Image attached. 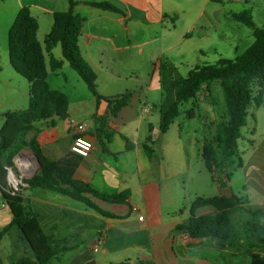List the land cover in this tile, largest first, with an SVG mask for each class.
<instances>
[{
    "label": "crops",
    "instance_id": "1",
    "mask_svg": "<svg viewBox=\"0 0 264 264\" xmlns=\"http://www.w3.org/2000/svg\"><path fill=\"white\" fill-rule=\"evenodd\" d=\"M73 1L76 3L74 14L84 19L80 52L97 76V92L103 99L98 101L92 93H84L79 79L69 71V64L56 55L58 46L51 54L45 51L48 84L52 90L67 96L69 117L36 123L31 137L37 138L48 158L62 160L72 155L70 148L76 127L83 123L94 149L79 164L75 179L103 194L129 191L130 197L125 204H109L88 196L99 209L114 216L106 217L71 197L24 188L23 204L39 214L38 222L44 233L57 240L71 239L73 245H78L61 261L52 258L48 264H226L230 256L231 259L246 256L241 250H218L214 240L197 241L188 247L181 245L182 234L177 233L176 228L191 215L190 208L181 210L185 198L177 180L184 173L185 147L182 143L174 145L179 166L162 152L154 149L149 155L144 148L150 129L156 142L163 136L161 119L179 91L175 81L184 80L198 63L210 65L203 56L205 50L219 53L224 48L237 49L239 25L229 28L226 23L230 20L228 15L234 12L226 10V4L217 0ZM242 1L227 0L230 4ZM91 2L111 4L121 12L93 7ZM211 6L222 7L223 19L209 14ZM22 8H28L38 21L37 38L45 50L53 14L69 11L70 5L68 0H0V20L7 23V29L10 30ZM198 53L202 57L193 56ZM51 56L63 61L61 70H51ZM23 80L13 70L9 59L0 63V130L4 113L29 106L30 85ZM208 92L204 87L196 100L185 104L191 105L188 111L193 110L195 117L202 110L198 100H206L210 96ZM129 93L131 102L113 115L115 99ZM149 107L150 111L145 113ZM206 112L208 118L204 125L217 124L214 109L209 107ZM214 135L215 132L207 140ZM258 154L264 166V142L259 151L254 149L255 157ZM26 157V163L34 166V158ZM256 168L262 172L255 164H245L242 169L251 170L249 177L254 176V183L264 199V174L258 171L252 175ZM214 184L217 186L215 194L198 197L223 195L219 185ZM238 197L244 199L245 208L252 210L248 197ZM261 205L264 208V204ZM216 212L215 208L205 207L196 214L205 216ZM140 216L144 217L143 221ZM12 219L0 189V236ZM13 228L2 236L0 247ZM19 240L26 242L21 235ZM99 241L100 247L94 250ZM27 259L35 261L33 252ZM21 260L23 258L12 264Z\"/></svg>",
    "mask_w": 264,
    "mask_h": 264
},
{
    "label": "trees",
    "instance_id": "2",
    "mask_svg": "<svg viewBox=\"0 0 264 264\" xmlns=\"http://www.w3.org/2000/svg\"><path fill=\"white\" fill-rule=\"evenodd\" d=\"M68 1L69 11L53 14L52 29L45 38V50L37 38L39 23L28 8L20 10L9 31L10 65L30 85L28 108L4 113V124L0 130V189L13 215L0 240L5 233L16 227L21 232L22 239L29 244L35 259L32 261L26 258L16 264H48L52 258L61 261L67 253L78 248L77 244H72L71 239L57 240L45 234L38 222L39 214L30 206H24L22 190L15 191L11 188L7 168L16 171L14 159L22 151L30 150L41 164V169L35 176L24 180L29 189H42L71 197L106 217L114 216L99 209L88 196L109 204H125L130 197L129 191L103 194L89 184L75 179L76 170L83 160L81 157L70 155L62 160H51L44 154L37 138L31 137L36 123L69 117L67 96L52 90L48 84L45 51L51 54L54 48L60 46L63 60L79 75L98 101L103 99L97 92V76L79 48L84 19L74 14L76 3ZM90 5L121 12L107 3L91 2ZM228 18L252 30L253 44L234 60L221 59L216 65L198 66L184 80L175 81L179 88L176 100L160 122V133L164 135L180 115L181 107L196 100L204 87L209 91L213 82L221 83L228 118L217 124L214 137L203 143L201 158L212 181L222 190L229 188L234 173L244 166L238 141L243 137L242 129L247 124L249 111L253 106L264 105V27L257 26L248 11L230 13ZM62 65L63 61L51 56L50 68L53 72L61 70ZM131 98L130 93L116 98L112 114L116 115L126 107ZM107 101L112 103L111 100ZM188 118H195L193 110L188 111ZM156 144L150 129L144 144L149 155L154 153ZM244 204V199L234 194L197 197L191 204L190 218L178 225L176 231L179 234H189L196 241L214 240L218 250H241L249 259V264H264V208L253 211L245 208ZM205 207L215 208L217 212L197 216V210ZM236 209L244 211L249 218L244 226L242 239L233 241L235 226L231 213Z\"/></svg>",
    "mask_w": 264,
    "mask_h": 264
},
{
    "label": "rangeland",
    "instance_id": "3",
    "mask_svg": "<svg viewBox=\"0 0 264 264\" xmlns=\"http://www.w3.org/2000/svg\"><path fill=\"white\" fill-rule=\"evenodd\" d=\"M217 2H224L226 4V10H231L234 13H240L243 11H248L252 14L255 24L259 27H264V0H247L242 1L237 4H230L227 0H217ZM218 9L214 11L212 9ZM195 12V9L192 10ZM209 14H215V16L222 17L223 10L222 7L218 8L216 6H211L208 10ZM229 12V11H225ZM229 20L226 22L228 27L239 25L237 41V49L224 48L219 53L214 51L203 52V56L207 59V63L210 65L218 64L219 59H230L234 60L241 54H243L254 42V37L252 30L243 24ZM7 23L1 19L0 20V63L9 59V29L6 28ZM227 26V25H226ZM224 26L223 28H225ZM235 34H237L236 28H233ZM58 57H62L61 47L58 46L55 51ZM194 57H202L200 53L193 54ZM64 61V60H63ZM166 62L165 57L163 58V63ZM66 65L67 62L64 61ZM204 63H198L201 66ZM69 71L74 73L76 79H79L84 93L89 95L91 92L88 90L86 84L80 80L79 75L68 65ZM23 78V77H22ZM24 79V78H23ZM63 79L61 78V81ZM27 81V80H23ZM26 83V82H24ZM256 90V88H254ZM70 92V91H69ZM210 96H207L206 100L199 99L198 102L202 107V110L196 115L194 119L188 118V110L191 107L185 105L181 108L180 115L175 120V122L170 126L168 132L161 136L157 141L155 149L160 153L167 155L171 160H175L177 166H179V156L174 155V145L182 143L185 147V157L182 159L185 161L184 173L177 178L180 184V190L185 198L184 205H182L181 210L189 209L192 202L201 194H215L216 184L212 181L210 173L207 171L205 163L201 158V149L205 140L211 137L216 131V125L224 122L228 118L227 107L225 102V97L221 83L215 81L211 84L209 92ZM71 94V93H69ZM72 96V95H71ZM212 107L215 111V116H217V124L205 126L204 123L208 118L206 110ZM205 109V110H204ZM23 110V109H22ZM26 110V109H24ZM242 138L238 141V150L240 157L242 158L244 165H257L262 169V172L255 169L252 173L260 172L264 174V166L258 154L256 157L254 155V149L258 151L263 146L264 142V105L261 107L253 106L249 111V116L247 118V124L242 129ZM196 142V144H194ZM173 148V150H172ZM24 157L16 158V171L15 176L22 177L24 180L30 179L34 173H38L40 170L38 164L35 162V167L30 163H26V155H31L30 150H24L21 152ZM169 154L171 156H169ZM187 158V159H186ZM14 161V163H15ZM19 164L24 165V172ZM30 165V166H29ZM32 168V169H31ZM29 169V170H28ZM202 172V173H201ZM251 170L239 169L236 171L231 179L229 188L223 190L224 194H232L237 196H244L249 198V207L254 211L261 208V204H264V199L262 198L261 190L254 183V176L249 177ZM264 181V178H263ZM7 213V211H6ZM1 215H5L2 214ZM232 220L235 226L233 241L237 238L241 239L244 233V226L248 220V215L242 210H233L231 213ZM1 233V232H0ZM20 232L17 228H13L6 236L3 238V244L0 247V257L1 264H12V262H17L20 259L29 258L32 256V251L27 242L20 241ZM246 261V262H245ZM227 263L230 264H249V260L246 256L242 258L231 259L227 258Z\"/></svg>",
    "mask_w": 264,
    "mask_h": 264
},
{
    "label": "built area",
    "instance_id": "4",
    "mask_svg": "<svg viewBox=\"0 0 264 264\" xmlns=\"http://www.w3.org/2000/svg\"><path fill=\"white\" fill-rule=\"evenodd\" d=\"M149 111L150 107L148 109H145V113ZM86 134V126L83 123L78 124L76 127V134L70 148V152L72 155L79 156L82 159L89 157L94 149V144L92 140ZM7 170L9 173L10 186L13 190L19 191L28 187V185L24 182V179L22 177L15 176V173L11 168H7ZM12 178H14V180ZM134 210L138 212V208H135ZM139 219L140 221H143L144 217L140 216ZM196 242L197 241L190 237L189 234H182L181 245L183 247H188ZM100 244L101 241L97 242V244L94 245V250H97L100 247Z\"/></svg>",
    "mask_w": 264,
    "mask_h": 264
},
{
    "label": "water",
    "instance_id": "5",
    "mask_svg": "<svg viewBox=\"0 0 264 264\" xmlns=\"http://www.w3.org/2000/svg\"><path fill=\"white\" fill-rule=\"evenodd\" d=\"M23 157H24V155H23L22 153H20L19 155H17L16 158H23ZM32 158H34V160H35L36 163L38 164L39 169H41V164H40L38 158H37L34 154H32ZM15 163H16V161H15ZM16 165H17V164H16ZM35 175H36V173H34V174L30 177V179H31L33 176H35Z\"/></svg>",
    "mask_w": 264,
    "mask_h": 264
},
{
    "label": "bare ground",
    "instance_id": "6",
    "mask_svg": "<svg viewBox=\"0 0 264 264\" xmlns=\"http://www.w3.org/2000/svg\"><path fill=\"white\" fill-rule=\"evenodd\" d=\"M19 166H20V168H21L24 172L28 173V171H25V167H24V165L19 164ZM12 179L14 180V178H12Z\"/></svg>",
    "mask_w": 264,
    "mask_h": 264
}]
</instances>
